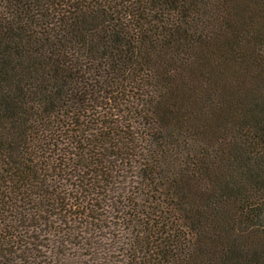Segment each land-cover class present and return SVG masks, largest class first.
Wrapping results in <instances>:
<instances>
[{
	"label": "trees",
	"instance_id": "1",
	"mask_svg": "<svg viewBox=\"0 0 264 264\" xmlns=\"http://www.w3.org/2000/svg\"><path fill=\"white\" fill-rule=\"evenodd\" d=\"M0 264H264V0H0Z\"/></svg>",
	"mask_w": 264,
	"mask_h": 264
}]
</instances>
